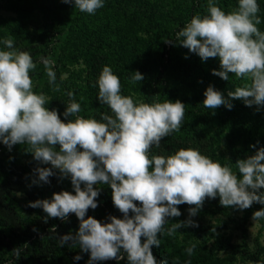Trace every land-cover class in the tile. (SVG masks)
Listing matches in <instances>:
<instances>
[{
    "label": "clouds",
    "instance_id": "1",
    "mask_svg": "<svg viewBox=\"0 0 264 264\" xmlns=\"http://www.w3.org/2000/svg\"><path fill=\"white\" fill-rule=\"evenodd\" d=\"M63 2L89 15L104 7V0ZM259 11L257 0H238V7L229 12L208 0L206 15H193L175 33V39H165L172 46L187 48L202 61L218 58L219 70L213 69V75L228 81L231 73L246 81L228 91L227 97L209 85L202 101L205 108L215 110L223 105L231 110L233 100L248 107L255 105L257 110L264 107V31L258 28ZM2 43L0 143L9 152L17 144L27 146L25 151L36 162L30 187L50 184L52 176L60 181L70 178L74 194L54 192L51 199L29 201L28 206L41 208L46 213L45 223L48 218L66 222L75 214L79 226L74 233L57 237L55 225L50 231L60 246L89 253L86 264L120 261L125 255L128 264H166L153 255L152 246L161 245L159 237L165 233L174 237L181 228L198 227L193 217L206 198L218 196L220 205L240 211L254 203L264 205V192L260 191L264 188V146L250 145L256 151L235 162L237 171L191 147L167 156L154 154L153 148L160 149L163 138L181 130L185 104L168 99L149 104L122 95L120 78L108 65L102 67L94 86H98L100 104L107 105L110 113H101L99 120L79 115L81 105L69 91L62 120L57 109L46 106L50 98L33 90L30 73L37 65L31 54L17 49L11 35ZM40 62L48 84L60 92L55 61L42 57ZM133 73L130 83L144 79L139 71ZM94 185L111 187L113 205L122 218L109 214L101 222L87 215L89 209L98 207L100 188ZM182 204L190 206L188 218L165 229L169 218L181 216L177 206ZM252 219H264V208L254 211ZM196 247L190 241L185 252L192 256ZM74 259L82 256L77 254Z\"/></svg>",
    "mask_w": 264,
    "mask_h": 264
},
{
    "label": "rangeland",
    "instance_id": "2",
    "mask_svg": "<svg viewBox=\"0 0 264 264\" xmlns=\"http://www.w3.org/2000/svg\"><path fill=\"white\" fill-rule=\"evenodd\" d=\"M9 1L0 0V17L4 20L15 16V13L9 9ZM136 1L121 0L119 6V9H122L121 13L113 14V12L96 11L94 15L80 12L73 4H66L63 0H34L33 3L31 1L33 7L29 15L23 19V33L21 36L13 37V39L15 47L29 52L33 61L36 62V68L30 73L33 80V90L37 93H43L49 98L52 95L58 96L60 104L57 110L62 120L65 119L63 112L69 101L67 95L69 91L74 93V99L81 105L79 115L99 120L101 119V113H110V109L107 105L100 104L97 98L98 86L94 85L102 67L108 65L120 78L122 95L131 96L136 101L149 104L155 101L164 102L167 99L173 102L176 100L183 102L185 104L184 124L177 133L188 134L183 137L187 148L198 149L202 154L209 156L207 137L213 134L223 119L219 116V108L210 110L203 106L202 101L205 98L203 87H200L201 94L198 97L192 88L187 91V75H184L183 72L190 70V78L197 85L200 79L194 78V76H201L202 73L209 75L214 67L219 70V59L209 58L207 61H202L198 55L190 53L187 48L180 45L172 46L166 43L165 39L163 43L168 52L164 57L161 58L160 55L149 53L152 48L143 41L153 36V32L148 29L137 28L136 20L128 18L131 11L135 8L134 4ZM262 1L257 0L259 6ZM215 2L225 12L232 11L238 7V1L234 3L230 0H215ZM207 3L208 0H146V12L140 13L139 19H146L151 24H159L168 32L169 39H175V33L179 30L176 28L179 24H182L181 28L190 21L193 15L203 16L207 14ZM258 15L260 18L262 17L260 12ZM261 21L263 22V20ZM0 25L4 26L2 22ZM259 26L258 28L264 31V24ZM92 31L97 36L100 35L104 40L106 39L107 43L87 48L82 38L84 34ZM8 36L0 38V49L4 48L2 42ZM110 37L114 39L112 42H110ZM114 42L124 47L133 44L144 52L145 57L134 60H130L125 56L119 57L112 53ZM127 54L128 50L124 55ZM42 57L55 61L56 83L60 85V92H54L48 84L43 63L40 62ZM134 71H139L143 74L144 79L141 82L135 84L129 82ZM222 80L220 78V82ZM228 81L230 82V87L226 86L225 90H222L221 86L214 88L217 90L220 88L222 94H227L231 88L235 90V87L246 83V81L237 79L231 73H229ZM146 94H151L150 100H146ZM236 101H232L233 107L231 110L228 109L229 112L233 111V109L234 111L236 110ZM238 101L239 105H244L243 101ZM254 106L252 107L254 108ZM213 111L215 114H212ZM257 113L255 112V114L250 116L243 113L241 119L246 117L248 120H252L253 129L257 130V122H264V112ZM198 119H201V122L197 125ZM191 124L194 126L191 127ZM246 131L247 127L239 128L235 126L231 128L224 125L221 134L214 140V149L221 160L228 158L227 144L230 138L236 135L238 141H236L235 147L240 148L244 138L243 134ZM26 148V145L17 144L9 152L7 147L0 143V160L18 163L29 162L33 158L30 153L25 152ZM153 153L167 156L174 152L168 150L161 141V148H153ZM254 153L252 149H249L243 156L246 158ZM232 168L237 171L235 166H232ZM58 182L63 184L62 190H67L74 194L70 178L62 181L58 180ZM94 187L100 188L101 185H94ZM14 194L20 200H26L23 194L19 192ZM177 207L180 209L181 216L169 218V225L188 218L190 206L182 204ZM206 207L203 206L198 214L193 217L198 225H217L219 226L216 230L217 232L230 236L231 241L237 244H241L242 237L245 235L247 248L251 252L264 246V229L261 228V219L253 220L252 214L245 217V210L240 211L231 206L225 208L220 203L219 209H214L213 213L204 212L207 209ZM42 215L41 213L38 214L37 211H18L17 216L19 220L32 224L36 218H43ZM11 228L12 226L0 224V264H25V261L28 264H38L41 259V256L39 257L41 251L36 249L33 252H29L25 249V246L29 244L31 247L37 248L36 244H31V241H41L44 232H46L45 236H49L47 235V230L50 231L52 227L48 226V221L44 223L43 227H39L34 231L35 234L31 239H25L24 234L19 229L13 227L12 230ZM186 228L194 227L179 229L174 236L176 241L182 242ZM41 249H43L42 245ZM17 250H19V256L20 253H23V258L26 259L22 263L19 261V256L16 255ZM68 250L74 249L68 246ZM59 255L63 259V264H71L69 255L65 250L59 251ZM216 255L224 257L227 253L220 251ZM261 256L264 257V253ZM46 261H51V259L47 258ZM233 264L252 263L244 259L243 255L240 254L235 257Z\"/></svg>",
    "mask_w": 264,
    "mask_h": 264
},
{
    "label": "trees",
    "instance_id": "3",
    "mask_svg": "<svg viewBox=\"0 0 264 264\" xmlns=\"http://www.w3.org/2000/svg\"><path fill=\"white\" fill-rule=\"evenodd\" d=\"M31 1L33 3L34 0H10L9 1V9L15 13V16H12L6 20L0 17V23H3V27L0 25V38L6 35H11L12 37L21 36L23 33V19L29 15L30 10L32 9ZM121 0H104V7L98 9L97 11H106L113 12V14H118L122 12V9H119ZM146 0H137L134 4V9L129 14L128 18L136 20L140 29H148L153 32V36L146 38L143 42L147 44L152 50L149 53L160 55V57H164V55L168 52L163 43L164 39H169L168 32H166L159 24H151L146 19H139L141 16L140 13L146 12L145 8ZM231 2H236L238 0H230ZM260 15L261 24H264V0L260 4ZM182 24H179L176 28L180 29ZM258 27H260L258 25ZM83 43H86L87 48L95 47L102 45L106 42V39L100 35H96L94 31L84 34ZM114 39L110 37V42ZM107 43V42H106ZM112 45V53L115 55L125 56L130 60L139 59L145 57L144 52L141 49H138L133 44H130L127 47L115 44ZM128 50V54L124 55V53ZM143 64V61H142ZM210 65V64H209ZM139 67V66H138ZM183 68V67H181ZM214 69H216L214 67ZM190 70L184 71V75L187 76V91L192 88L194 92L197 94H201V88L205 90L209 85L214 87H220L222 90H225L226 86L230 85L229 81L222 80L220 82V77L215 76L211 73L206 74L202 73L201 76H194V78L200 79L198 84L195 85L194 81L189 72ZM189 72V73H187ZM194 86V87H189ZM230 87V86H229ZM220 88L218 90L220 91ZM231 90H233L231 88ZM146 100L151 99V94H146ZM225 97L227 94L223 93ZM59 98L57 95H52L50 97V101L48 105H46L49 109L55 108L57 109L59 106ZM239 101H236V110L229 112V110L225 106L219 107V116L223 119L219 127L213 132L212 135L207 137L208 140V149H209V157L214 160L220 162L222 165H231L235 166V162L238 159H243L244 154L247 153L249 149H252L254 152L256 149L251 148L250 145L255 144L256 148L264 146V122H257V130L252 125V120H248L246 117L241 119V115L245 113V115L250 116L258 112L257 114L264 112V107L260 108V110L256 109V106L248 107L245 104L239 105ZM197 120V118H196ZM201 122V119H198V123ZM196 124V123H195ZM195 125V126H197ZM224 125L230 126L234 128L238 126L239 128H246L247 131L244 133V138L242 140V146L240 148H236L235 144L237 140V136H233L230 138L229 143L227 144V154L228 158L226 160H221V158L216 154L214 149V140L217 136L221 134V131ZM194 126L193 124L190 125ZM261 129V130H260ZM261 131V132H260ZM188 134H178L177 132H173L170 136L162 139L164 146L174 153L180 148H187L184 142V138ZM259 142V143H257ZM26 150V149H25ZM26 152V151H25ZM27 153V152H26ZM43 166V165H42ZM36 167V162L31 160L26 163H18L14 161L5 162L0 160V224L12 226L15 229H19L22 234H24L25 239H31L34 236V230L39 227L44 226V217L46 213L43 212L41 208H31L28 206L29 201H35L37 199H51L52 194L54 192H60L63 189V184L58 182L57 176L50 177V184H43L42 186L30 185L31 177L33 175L32 169ZM50 167V166H45ZM264 192V188L260 190ZM19 192L23 194L26 200H20L14 193ZM98 207L93 210L89 209L87 215L93 216L96 219L104 222L109 214L115 215L117 217L122 218V213L119 212L113 205L112 201V190L109 185H101L100 187V195L97 198ZM139 203V202H136ZM204 207L207 209L204 212L213 213L214 209H219V197L217 196L215 199L206 198ZM213 208V209H212ZM264 208V205L259 203H254L251 208H248L244 212V216L248 217L253 214L254 211ZM18 211H37L38 214H43V218H36L33 220L32 224L27 222H23L18 218ZM131 215V213H130ZM261 228L264 229V219L260 221ZM56 226V235L59 237L60 235L75 232L78 229L79 221L75 214H70L68 221L63 222L59 218H48V226L52 227ZM169 223L165 225V229L169 227ZM219 226L214 224H206L199 225L194 228H186L183 233L182 242H178L174 237H169L165 234L161 235L159 238L161 240V245L152 246L153 255L157 258V260H164L166 264H186V262L191 261V264H233L235 257L237 255H243V258L250 261L252 264H264V257L261 256L264 253V246L260 247L258 250L251 252L246 245V236L242 237L241 244H237L231 241L230 236L225 235L223 233L217 232V228ZM215 229V232L212 231ZM49 236H45L46 232L43 233L42 240L37 242V240L31 241L32 245L36 244L37 248L31 247L29 244L25 246L27 251L33 252L34 250L41 251L39 257L40 262L38 264H63V259L59 255V251L65 250V252L69 255V259L71 264H86L89 253H81L79 248L74 250H68V245L60 246L58 241L53 237L51 231L47 230ZM1 238V235H0ZM3 239V238H2ZM143 241V237L141 238ZM196 243L197 247L194 250L192 256H188L185 252V249L189 246V242ZM41 245L43 249H41ZM17 248V247H16ZM18 249V248H17ZM38 251V252H39ZM220 251H224L227 253L224 257H218L216 254ZM49 253H51L49 255ZM80 254L82 259L75 260L74 257ZM24 254L20 253L19 261H25L23 258ZM47 258H50L51 261H46ZM24 259V260H23ZM44 261V262H43ZM25 264H28L25 261ZM97 264H128L127 258L123 260H107V261H99Z\"/></svg>",
    "mask_w": 264,
    "mask_h": 264
}]
</instances>
